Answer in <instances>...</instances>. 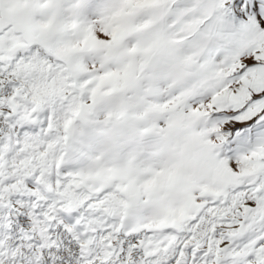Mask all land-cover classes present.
Segmentation results:
<instances>
[{
    "label": "snow or ice",
    "instance_id": "obj_1",
    "mask_svg": "<svg viewBox=\"0 0 264 264\" xmlns=\"http://www.w3.org/2000/svg\"><path fill=\"white\" fill-rule=\"evenodd\" d=\"M0 264H264V0H0Z\"/></svg>",
    "mask_w": 264,
    "mask_h": 264
}]
</instances>
